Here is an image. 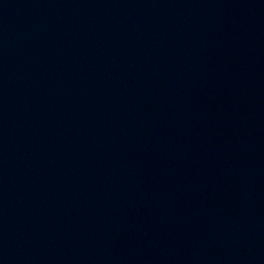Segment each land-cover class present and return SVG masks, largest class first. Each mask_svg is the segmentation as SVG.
<instances>
[{
	"label": "water",
	"instance_id": "obj_1",
	"mask_svg": "<svg viewBox=\"0 0 264 264\" xmlns=\"http://www.w3.org/2000/svg\"><path fill=\"white\" fill-rule=\"evenodd\" d=\"M0 264H264V0H0Z\"/></svg>",
	"mask_w": 264,
	"mask_h": 264
}]
</instances>
